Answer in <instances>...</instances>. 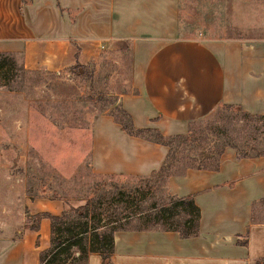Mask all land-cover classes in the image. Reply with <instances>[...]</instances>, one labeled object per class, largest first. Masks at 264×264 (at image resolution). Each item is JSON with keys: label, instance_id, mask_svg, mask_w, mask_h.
<instances>
[{"label": "crops", "instance_id": "1", "mask_svg": "<svg viewBox=\"0 0 264 264\" xmlns=\"http://www.w3.org/2000/svg\"><path fill=\"white\" fill-rule=\"evenodd\" d=\"M128 49V90L117 101L137 129L185 135L193 120L221 104L264 116V42L180 35L178 0H0V51L19 55L27 69L55 74ZM5 93L0 90V96ZM170 147L130 134L103 110L91 119L90 169L107 176L146 177L165 163ZM171 195L199 207L198 233L162 229L114 232L113 264H256L264 258V153L239 156L226 146L211 166H186L166 177ZM32 216L59 214V199H34ZM27 224V223H26ZM0 233V264H38L50 221L18 236ZM17 232V233H16ZM102 264L90 253L81 263Z\"/></svg>", "mask_w": 264, "mask_h": 264}, {"label": "rangeland", "instance_id": "2", "mask_svg": "<svg viewBox=\"0 0 264 264\" xmlns=\"http://www.w3.org/2000/svg\"><path fill=\"white\" fill-rule=\"evenodd\" d=\"M178 6L181 36L264 42V0H178ZM128 52L102 51L61 75L44 69L32 76L37 87L26 83L0 96V233L18 229L19 236L33 223L34 199H59L65 208L101 199L106 213L109 201L121 199L129 210L151 212L152 202L167 199L166 173L211 166L224 144L250 154L264 150V119L220 106L192 121L188 139L172 140L166 171L146 177L92 173L91 119L114 110L117 93L129 89ZM258 216L264 217V205ZM144 223L136 216L124 225Z\"/></svg>", "mask_w": 264, "mask_h": 264}, {"label": "trees", "instance_id": "3", "mask_svg": "<svg viewBox=\"0 0 264 264\" xmlns=\"http://www.w3.org/2000/svg\"><path fill=\"white\" fill-rule=\"evenodd\" d=\"M27 1L29 0H23V2ZM42 71H44L43 68L27 69L24 67L19 55L0 51L1 91H21L26 83L37 87L38 83L34 82L32 76H38ZM220 106H236L244 112L240 105L221 104L218 107ZM108 112L128 133L150 138L170 147L165 163L153 174L169 169L173 157L170 146L172 140L188 139L189 133L164 136L155 129L135 128L129 114L118 102L114 104V110H108ZM244 114L252 118L264 119L263 115H253L249 112H244ZM226 146L230 145L224 144L217 155ZM233 148L235 149V147ZM237 153L239 156L244 157L262 154L264 150L257 151L254 154L237 150ZM170 173L172 172L166 173V177ZM110 206H112L111 210L106 213L107 207H103L101 199H85L83 203L76 206L68 205L59 214L47 211L35 213L33 223L25 224V228L37 229L42 218H47L50 221L49 244L39 252L38 264L81 263L88 259L90 253L100 254L102 264H113L111 255L114 251V232L129 229L124 224L136 216L143 218L145 223L142 226L133 227L134 229L174 230L184 238L195 236L198 233L200 210L191 196L179 197L167 192V199L158 203L152 202L149 208L153 211L145 213L137 206L129 210V205L121 199H112L108 204V207ZM256 264H264V258L257 261Z\"/></svg>", "mask_w": 264, "mask_h": 264}]
</instances>
